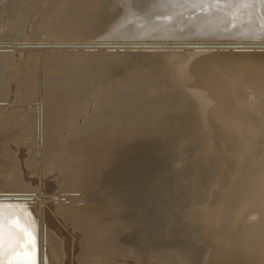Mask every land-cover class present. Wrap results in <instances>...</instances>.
Returning a JSON list of instances; mask_svg holds the SVG:
<instances>
[{
    "label": "bare ground",
    "instance_id": "6f19581e",
    "mask_svg": "<svg viewBox=\"0 0 264 264\" xmlns=\"http://www.w3.org/2000/svg\"><path fill=\"white\" fill-rule=\"evenodd\" d=\"M185 1L186 0H179V4L183 5ZM192 1L195 6L197 5L199 7L209 3L217 6L219 0ZM82 2L83 3L80 4L79 0H0V17L2 18L1 14L3 13L5 15L3 18H6V21H8L7 23H9L7 24L9 29H6L9 30V33L7 31L4 32L6 36H4V38L1 36L2 41H4L5 38H7L5 40H9L14 37L15 39L16 37L19 39L24 37L22 33L31 18L33 19V24L31 36H29V38L31 37L35 39V41L41 37H43L44 40L49 39V41H52V37H48L37 30L39 25L57 23L61 29L62 26L66 29V32L60 36V39H68V42L66 40V44L69 43L68 46L64 44L65 42H63V45L62 43L57 44L55 41L56 44L45 46L42 44L46 41L44 42L42 40L41 46L44 47L45 51H43L42 55L41 52L38 53L40 65L38 68H35L37 72L34 79L30 82L28 76L22 75L21 66L12 58V53L8 46L0 44V134L14 127H19L20 130L24 131H22L23 133L21 135L16 137L17 140L13 142L14 144H31L32 158L36 157L38 154L40 155V153L42 154V152L49 154V157L52 155L51 158H39L33 161L36 165L44 164L47 167L43 171L44 173L48 172L50 167L56 166L60 167L58 169L63 173L64 169L67 168L69 175L78 174L77 178L81 181L80 187L82 186L84 187L83 189L86 190L88 197L87 195L85 196L88 202L85 203L84 201V203L76 205L77 201H75L76 204L73 206L75 209L72 216L67 213V210L61 209L59 214L66 217L68 219H66L67 221L71 220L68 216L76 219L75 221L79 220L80 223L78 222V225L80 227H78V229H82L86 232L87 237H85L83 241V252L79 258L80 263L127 264L126 261L130 259L133 260L134 264H264V251L261 252L262 246L260 247L262 242L264 244V225L260 221L264 214V170L254 174V170L257 167L264 165V137H260V140L261 138L263 140H261L262 143L260 142L261 144L259 147L257 146V149L254 151L250 149L251 158L253 157V160L257 158L258 162L255 160L254 163L251 162L250 165H247L246 162L245 165H241L243 159L249 161V154L245 156L246 158L248 157L247 159L244 157H242V159L239 158L249 152L248 147L250 144L245 143V145H242L245 147L247 144V147L241 148L239 152V147L242 146L238 141L240 146L235 147L238 151L235 150V155L231 153V150L235 149H232V147L230 149L231 139L234 141V136L241 131L239 127L242 125L237 124L239 119H237V122L234 119L235 114L233 111L235 109H233L234 106L232 104L235 105V102H233V100L229 101V104L233 102L230 104L233 107L231 108L232 111L229 110V112L232 113L230 114L228 112L229 114H227L223 111V107L225 108V106H227H224V104L227 103V101H225L227 98L222 99L225 103L220 100V96H227L226 94L225 96L224 93L228 94L231 92L229 91L231 88L230 86L235 85L233 80L235 81L237 75L243 71V68L242 70L240 68L242 66H248L246 67L247 70L251 65L253 66L252 63H255L258 58L260 59V57L264 55H254L255 53H251L254 50L257 52L264 51V47H253L255 43L253 42L254 39L260 34L259 26L264 22V17L260 11L255 9L253 0L223 1L219 8L210 9V13L207 16H203L200 28L193 24L186 25V27H173V29H177L178 33H185L184 35H189L190 32L193 33L192 30H196V32L199 31L198 33L195 32V34L190 35L194 37V35L200 34L198 37L200 36L199 38L202 37L204 40L205 37L209 36L219 44V47L217 45V47L209 46L210 48H208L205 42L203 45H198L201 39L195 38V43L199 40L197 45L193 43L194 41L191 42L196 45L195 47L198 46L199 48L205 45L207 48L204 47L200 50H195V56H191V53H188V55H190L187 56L185 52H191L193 45L188 43V40L185 41L186 39L184 43L182 41L183 44L189 45L185 46L180 44L183 45V48L185 46V54L182 53L187 56L185 57L182 54V56H184L182 58H186V60H184L185 63L183 62L182 64L188 68L190 67L193 73L190 72L192 74L191 77H189L190 74L187 75L189 78L183 75L184 71L182 68H184V66L182 67L181 65L182 68L174 69V67H178V65L174 63L175 59H170L171 55L167 52V40L162 41L161 38L160 40L154 41L155 37L145 42L149 47L145 48L143 52L141 51L143 65L139 68L129 66L125 69V73L118 72V74H116L115 70L117 66L121 65V61L124 58L121 52L134 43L135 41L133 40L126 42V44L116 43V50L112 51L107 49L108 42L102 41L95 43L94 41L95 44H92L93 48L96 51L102 52L99 58L97 57L96 66L93 68L87 67L91 64L89 58H80V50L71 48V46L74 39H82L89 34L91 23L99 30H105L103 38L130 39L135 32H129L128 34L127 30L124 28V24L127 20L132 19L133 15L138 18L142 17L138 12L136 14L128 10L115 11L114 8L117 4L121 3V0H87L86 2L83 0ZM79 6L83 7L80 9ZM141 7L142 6H140V9ZM144 8L143 11H145ZM150 8L152 7L150 6ZM75 16L77 17L74 18ZM198 19L199 18H197V20ZM6 21L4 23H6ZM231 26H233L234 29L228 32ZM18 28H20V30ZM11 32L14 34H11ZM187 32L189 34H187ZM183 34L182 37H185ZM136 36L138 35L136 34ZM180 36H178L179 40L181 38ZM187 37L188 36L185 38ZM191 37L189 39H192ZM172 38L176 39L175 36ZM210 39H208V41ZM172 40L168 42L169 45L173 47V45H176L178 39L174 40L176 42ZM27 41L29 43V39ZM208 41L206 40V42ZM250 41L253 43H250ZM138 42L140 44L141 41ZM212 43L213 42H211L210 45ZM141 44L145 45L143 42ZM32 45L34 46V44ZM61 45L64 49L62 56L58 53L59 51L56 47ZM82 46L83 45H79V47ZM138 47V49H141V46ZM82 48L85 49V47ZM165 48L166 50L164 52ZM182 50L183 49H181V51ZM155 53L159 54V59L151 61L152 58L150 59L149 56ZM172 53V57L176 56L174 55L175 51ZM82 54L87 55V53ZM178 54L176 58L179 60L177 59V61H181L182 58H179L181 57V53ZM126 57L128 56L126 55ZM168 59L173 60L176 66L174 64H172L174 67L168 66L169 63L172 62L168 61ZM45 60H51L53 64L46 67V65H43ZM79 61L82 63V65H80V69L83 70L81 74L77 72L79 69L76 70V63ZM137 62H139V60H137ZM252 68L253 67L250 69ZM74 69L76 71H74ZM185 69L187 71L189 70L187 68H184V70ZM250 69H248V72ZM239 70H241L240 73ZM260 71H262V69ZM180 72H183V74L181 73L182 78L184 76L186 77L185 80L183 78L184 82L181 78L183 84H178L183 87H181V90H179L178 87H176L177 89L175 87L169 89L168 84L175 77L177 80ZM248 72L246 74H248ZM244 73L245 69L243 74L241 73L239 76L241 81V75H246ZM261 73L259 74L260 76L256 75V78L254 77L253 79L250 76L251 79H249V82L251 83L252 81V84L248 82L250 85L249 87H251L250 89L248 88L249 91H255L259 87H264V75H261ZM128 77H131L130 82H124L129 79ZM118 80H120V82ZM11 81L18 84L16 103L21 101L25 105L24 102H26L28 111H25L19 103L17 105L20 107L15 105L12 110L7 111L6 106ZM28 83L29 88L27 90ZM105 84H113V86L109 87L110 90L106 91L104 89ZM95 85H97V87L90 92L89 88H93ZM217 86H221V88L225 86V90L221 89L224 93H222V95L220 94V96L219 93L216 92V90L218 91ZM235 86H237L235 91H237L238 88L239 90L243 88L240 86L242 87L240 89L238 83ZM61 87L64 88V94L60 98H54L55 96H60L58 92L61 91ZM215 87L216 89L212 91ZM175 90H177V93H175ZM208 90L213 93L212 96H209L210 99L206 97V95H208ZM243 90L242 93H239L241 91L234 93H236V95L241 94L240 96L244 97L245 91H249L244 88ZM72 91H76L75 94L83 92L87 95L80 105L74 103L70 105L72 98L67 94ZM97 91L102 92V99L96 108L97 113L103 111L107 107L109 114L115 113L116 110L123 107L121 102L124 95L126 107H128L130 111L129 113L127 112V117L124 121L121 119L118 120L122 122L119 124L118 129H109L108 132L96 131L98 128L100 130L105 129L106 123L95 122V120H93L94 118L87 119L88 117L86 118L87 121H85L84 124L82 123V126L78 125L79 117L87 113L91 103L94 101ZM179 91H181V93ZM215 93L218 94V97ZM186 97H190L193 103L192 105L195 104L194 108H191L193 107L191 105L189 109L185 106L187 102H185ZM116 101H119V103H112ZM108 103H111V106H109L110 104ZM189 104H191V102ZM238 104H236L234 108H237ZM75 108L76 110L73 112ZM229 108L227 106L226 110ZM179 109L183 110L182 114H180ZM247 109L248 108H245L244 111H248ZM44 110H47V113H45L46 115L44 114ZM203 111H207V114L205 115L204 113L203 115L204 117L208 116L209 122L204 121L203 119L205 118L200 115V119L193 118L194 115L197 113L201 114L200 112ZM177 112H179V114ZM235 112V118H240L238 114L240 112L237 113L236 110ZM241 112L243 113V111ZM223 115H225V117H227L226 115L231 116L229 119L226 118L227 120H225ZM244 116L245 115H243L242 118ZM221 118L227 122L226 124L222 119L225 122L223 125L227 126L224 128L226 130L228 129L226 133H228L229 140H227L228 143L224 141V144L226 143L225 146L219 145L220 148L217 146L218 149L215 147L216 149L212 148V150L210 149L213 145L212 141L215 143V139L219 138L218 140H220L221 136L223 137V132H225L223 125L221 126V122H223ZM255 118L258 119L257 121L259 124H257L259 127L257 126L258 129H256V131L264 132V110L259 112ZM255 118L253 117V119ZM188 119L189 122L190 119L191 121L193 119V121L187 124ZM139 123H141V125H139ZM254 127L255 126L250 127L251 130ZM33 131L35 132L34 134L32 133ZM252 132L253 130L251 133ZM199 134L200 136H198ZM254 134V132L251 134V138L257 137V135L255 134V136ZM237 137H239L238 140H240L241 136L238 135L235 138ZM246 138L247 137H245V140ZM248 138L246 142H248ZM63 139H65V141ZM242 139H244V137ZM128 141L131 142V145L128 144ZM198 141H201L203 144L205 142V149L200 147L202 144L199 146L200 148L198 147V150L203 149L202 151H204V153L202 151L195 153L193 155L195 156L194 159L192 158V161L190 160L191 165L188 163L190 161L186 159L187 166V164L183 162L184 160H182L185 156L186 158L189 157L188 154L190 150L188 149L190 146L188 149L186 147L190 143L196 144ZM233 141L232 144L236 143ZM206 142H208V144ZM6 143L7 140L0 139V182L12 181L18 182V185L15 187L10 186L7 188L8 191L0 192L1 200L8 202L6 205H0V238H3L4 244L11 243L15 254H17V259L12 264H34L36 262L37 238L40 242V259L42 264L53 263L43 249L41 238L47 243L48 248L52 249L54 252L55 264H63L64 251L62 242L40 221L36 211V197L33 195L35 190L29 185L23 184L22 171L17 161L16 154L9 151L8 147L3 146ZM126 143L127 145L124 147ZM152 145L158 147L157 149L155 148L156 150L154 149L156 155L152 153L151 149L154 147ZM176 145L179 147L181 145L185 147L186 145V147L184 149L178 148L181 150L174 152L171 155L172 157H170V151L173 147H176ZM122 146L124 149L121 148ZM3 147L5 148L3 149ZM121 149L123 151L125 150L126 155L124 152L123 154L126 157L120 153L122 151ZM142 149L143 151L151 150V152L147 154L146 152L148 151H145L144 154H141ZM208 149H210V152L211 150H216L214 155L208 158L206 157L205 159L200 158L202 155H200V153H203L202 156H204L205 153H208ZM237 152H239L238 156ZM119 154L123 156L120 158L126 159V162H128V160L132 161L131 165L135 167L133 171H130L131 173L128 174L127 183L123 182L126 183L125 188L122 187L124 191L120 195H115V197L112 196L113 198H110L109 204H106L107 201L105 202V199H103L104 203L101 197L99 198L98 190L100 189L97 186H99L98 184H100L107 175L112 173L109 171L113 166L111 160ZM197 154L199 157H196ZM152 155L156 156L155 159H157L158 162L161 157H164V155L166 156L163 159L165 161V169H163L164 167L161 169L162 172H160L162 174L159 172L160 175L157 172H153V168H151L154 163L157 162L155 159L151 161ZM56 159H58L59 163L56 162ZM124 159L121 160L123 161ZM170 160H179V162L182 160L183 163H179L180 167L175 166L176 169L179 168L177 172L174 169L175 167L172 168L174 171L170 169L171 166L168 165ZM108 164L112 166H108ZM217 164L220 165L218 166ZM221 164L223 165L221 166ZM237 164L238 166H236ZM239 164L241 166L244 165L242 170L238 168ZM136 166H138L137 168L140 170V173H138ZM215 166L217 169L220 167V172L216 171V168L214 170L213 167ZM93 167H95V169ZM105 167H111L108 169L109 172ZM144 167L148 170L149 168L152 169V171L151 169L149 170L150 174H147L145 171V173L142 172L141 174V170L143 171ZM236 167L239 169L238 171H242L240 174L237 172V175H235L236 173L233 172L236 170ZM124 168L126 169V167ZM210 168L213 169L212 172L207 170H211ZM248 173L250 174L248 175ZM208 177L215 178L217 186L214 185L216 187L210 189L212 194H219L216 197H214V194L212 198L202 195L206 192L203 188V180L205 182ZM214 178H212V180ZM244 180L246 181L245 184L236 188L234 183L238 184ZM223 181H225L224 185L222 184ZM179 184L186 185L185 188L188 192L189 190H193L192 195L185 194L186 196L179 200L182 201L180 203L177 202L178 204H175L173 207L174 210L178 211L180 219H172L173 216L171 217L170 214H173V211L171 213L168 212L171 210L168 208L169 206L164 207L165 214L163 213L160 217L156 216L154 211L160 209V206L156 208L158 203H155L156 205L153 204V202L158 201H155L157 195L160 194V191L162 193L165 191L164 193L166 194L170 191H175V189H172V185ZM221 184L223 186H221ZM75 188L68 187V191ZM120 190L121 189H119V191ZM0 191H2V188H0ZM176 191H178V188ZM211 191L209 192L211 193ZM209 192L207 190L205 194ZM178 194L180 195L181 193L179 192ZM171 197H173V192ZM188 197H190L189 199L193 198L192 201L194 200V203L192 202L194 205L190 204L194 207L191 212L190 209H186L187 206L185 207L187 203L185 201L188 200ZM64 198L66 197H61V203L64 202ZM77 198L79 199V197ZM78 202H80V200ZM252 208L257 209L258 215L255 218L251 216L248 217V211ZM158 212L156 214H158ZM202 215L204 216L202 217ZM108 217L109 219H107ZM205 217L207 222L205 221ZM200 218H202V221L198 228L192 231L188 230L189 227ZM258 224L263 226L260 225L258 227ZM22 237L25 238L22 239ZM156 247L157 249L160 247V249L157 250ZM117 258H121L122 262L119 263ZM88 259L92 261H88Z\"/></svg>",
    "mask_w": 264,
    "mask_h": 264
},
{
    "label": "rangeland",
    "instance_id": "374dc122",
    "mask_svg": "<svg viewBox=\"0 0 264 264\" xmlns=\"http://www.w3.org/2000/svg\"><path fill=\"white\" fill-rule=\"evenodd\" d=\"M83 0H79V3L80 4H82L83 2H82ZM85 2L87 1V0H84ZM191 1V2H190ZM223 1H225V0H219L218 1V4H217V6H215L214 4H211V3H209V4H203V5H201V6H197V8H196V6L194 5V3H193V1L192 0H186L184 3H183V5L182 4H179V0H173V4H172V0H150V2H149V0L147 1V0H121V3L120 4H117V6L114 8V10L115 11H118V10H120V11H124V10H128L129 12H132V13H136L137 14V12H138V14L142 17V18H138V17H135L134 15H133V18L132 19H129V20H127L126 21V23L124 24V28L127 30V32H128V34H129V32H132V33H134L133 34V37L132 38H130V39H128V38H121V39H115V38H113V39H106V38H103L104 36H103V34L105 33V30H99L98 28H96V27H94L93 26V23H91V25H90V27H89V34H87V36H89V37H83L82 39H74V41H73V43H72V46H71V48H77L78 50H80V52H79V54H80V58H82V57H88L89 58V61H91V64L89 65V66H87V67H89V68H93V67H95L96 66V62H97V59L99 58V56L101 55V52H99V51H96L94 48H93V45L92 44H95L96 42L98 43V42H102V41H105V42H108V50H116V43H118V44H122V43H125L126 44V42H130V41H135L134 43H132L130 46H128V47H126V49L124 50V51H122L121 52V55L124 57L123 59H122V61H121V65H119V66H117L116 67V74H118V72H124L125 71V69H127L129 66H131V67H137V68H139L141 65H143V60H141L142 58V52H143V50H145V48H147V47H149L148 45H146L145 44V42L148 40V39H150V38H153L154 39V37H155V39H154V41L155 40H160L161 38H162V41H166V44H167V47H168V50H167V52H169V54L171 55L170 56V59L172 58L173 60H174V63H176V65H178V67L173 63V60H170V59H168V61H172L171 63H169V65L168 66H172V67H174L172 64H174L176 67H174V69L175 68H182L183 66H184V68H187V69H189L187 72L184 70V68H182L183 69V71H184V74H183V72H180L179 74L181 75V73L183 74V75H185L187 78H189V77H191V75L193 74L192 73V71L190 70L191 68L189 67H186L184 64H182L183 62L185 63V61L184 60H186V58H182V57H187V56H189L188 55V53H191V56L192 55H194L195 56V50H200L201 48H204V47H206L207 48V46H208V48H210L209 46H214V47H217V45H218V47H219V44H217L218 42H216V40H214L212 37H209V36H207V37H205V40H204V38H199L198 37V35H200V34H198V35H194V37L192 36V35H190V34H195V32H196V30H192V32L193 33H191L190 31H188V32H190V34L187 32V34H189L190 35V37L192 38V39H194V40H192V39H189L190 37H189V35H184L183 33H178V31H177V29H173V27L174 26H177V27H186V25L188 26V25H190V24H193V25H197V27L198 28H200V24H201V21H202V19H203V16H207L209 13H210V9H217V8H219L220 6H221V4L223 3ZM227 1V0H226ZM165 2V3H164ZM169 2V3H168ZM188 2H189V4H188ZM253 2H254V4H255V9H257L258 11H260L261 12V14H262V16L264 17V0H253ZM187 3V4H186ZM191 3V4H190ZM169 4H172V5H169ZM175 4V5H174ZM181 5V6H180ZM192 5H194V6H192ZM140 6H142L141 7V9H140ZM150 6L152 7V8H150ZM166 6V7H165ZM176 6V7H175ZM80 7V9L83 7V6H79ZM145 7V8H144ZM169 7V8H168ZM174 7V8H173ZM178 7V8H177ZM143 8H144V10L145 11H143ZM147 8V9H146ZM193 8V9H192ZM167 9H168V11H167ZM170 9V10H169ZM127 11V12H128ZM164 11V12H163ZM172 11H173V13H172ZM194 11V12H193ZM142 12V13H141ZM193 12V13H192ZM196 12V13H195ZM168 13V14H167ZM144 14V15H143ZM164 14V15H163ZM166 14V15H165ZM2 15V18L0 17V37L2 36L3 38H4V36H6V33H4V32H8L9 30H6L7 28L9 29V27H7L8 25L7 24H9V23H7L8 21H6V18H3L5 15L2 13L1 14ZM168 15V16H167ZM198 15V16H197ZM77 16H75L74 18H76ZM162 17V18H161ZM161 18V19H160ZM188 18H189V20H188ZM197 18H199L198 20H197ZM201 18V19H200ZM174 19V20H173ZM4 20V21H3ZM6 21V23H4ZM4 23V24H3ZM180 23V24H179ZM3 24V25H2ZM6 24V25H5ZM32 24H33V19L31 18L30 19V21L28 22V24L25 26V29H24V32L22 33V35L24 36V37H22L23 38V40H22V38H18V37H16V39H18V40H16L15 39V37L14 38H8L9 40H5V39H7V38H5L4 39V41H2V37H1V39H0V44H3L4 46H8V48L11 50V53H12V58L14 59V61L16 62V63H18V65L19 66H21L20 68H21V71H22V75L24 76V75H26V76H28L29 77V82L31 81V80H33L34 79V76H35V74H36V72L37 71H35V68L37 67H39V65H40V62H39V56H38V53L39 52H41V55H42V53H43V51H45L44 50V47L43 46H41V43H42V40L45 42V43H43L42 45H53V44H60V43H62L63 44V42H65L64 44L65 45H67L68 46V44H66L69 40L68 39H60V36L63 34V33H65L66 32V29H64L63 28V26H62V29L58 26V24L57 23H53V24H44V25H39L38 27H37V30H39L40 31V33H42V34H44V35H46V36H48V37H52V41L50 42L49 41V39H45L44 40V38L43 37H41L40 39H36V41H35V39H32L31 37L29 38V36H31V29H32ZM179 24V25H178ZM149 25V26H148ZM167 25V26H166ZM2 26V27H1ZM2 28V29H1ZM4 28V29H3ZM19 30H20V28H18ZM233 29H234V27L233 26H231V28L228 30V32H231V31H233ZM5 30V31H4ZM171 30V31H170ZM259 31H260V34L254 39V41L253 42H255L254 43V46L253 47H264V22H262L261 24H260V26H259ZM137 32V33H136ZM180 32V31H179ZM199 32V31H198ZM198 32H196V33H198ZM5 35H4V34ZM9 33V32H8ZM7 33V34H8ZM178 33V34H177ZM11 34H14V33H12L11 32ZM131 34V33H130ZM136 34L138 35V36H136ZM161 34V35H160ZM180 34H181V36H180ZM182 34H183V36H188L187 38H185V37H182ZM27 36V37H26ZM131 36H132V34H131ZM153 36V37H152ZM175 36V38L176 39H174V38H172V37H174ZM178 36H180L181 38H180V40H179V38H178ZM196 36V37H195ZM137 37V38H136ZM164 37V38H163ZM209 37V38H208ZM29 39V43H28V39ZM184 38V39H183ZM195 38H198L199 40H200V42H199V40H197L198 42V45L199 44H202L203 45V43L205 42L206 43V45L207 46H205L204 45V47H199L198 48V46L197 47H195L196 45H197V43H195V41H196V39ZM211 38V39H210ZM12 39V40H11ZM15 41H14V40ZM25 39V40H24ZM31 39V40H30ZM61 41H60V40ZM104 39V40H103ZM172 39H174V40H177L178 39V41H181V42H178L177 41V43L179 44H177L176 43V45H173V47L172 46H170L169 45V42L168 41H171ZM186 39V40H185ZM208 39H210L209 41H208ZM39 40V41H38ZM62 40H64V41H62ZM66 40H67V42H66ZM80 40V41H79ZM107 40V41H106ZM174 40H172V41H174ZM187 41L188 40V43H190L191 45H193V47L191 48L192 49V51H193V53H192V51L191 52H189V51H187V52H185V53H187V56L186 55H184L185 53H184V48H185V46H189V45H185V44H183L185 41ZM206 40L208 41V42H206ZM6 41V42H5ZM33 41V42H32ZM56 43H55V42ZM94 41H95V43H94ZM124 41V42H123ZM138 41H141L140 42V44H139V42ZM182 41H183V43H182ZM194 41V42H193ZM11 42V43H10ZM16 42V43H15ZM19 42V43H18ZM38 42H40V43H38ZM48 42H49V44H48ZM144 43L145 45H142L141 43ZM174 42H176V41H174ZM173 42V43H174ZM191 42H193V43H195V44H192ZM211 42H213L211 45H210V43ZM214 42H216V43H214ZM252 41H250V43H251ZM252 42V43H253ZM31 43V44H30ZM37 43V44H36ZM52 43V44H51ZM204 43V44H205ZM248 43V42H247ZM25 44V45H24ZM26 44H27V46H26ZM32 44H34V46L32 45ZM36 44V45H35ZM63 44V45H64ZM85 44V45H84ZM175 44V43H174ZM180 44H183V45H185L184 46V48L182 47L183 45H180ZM209 44V45H208ZM216 44V45H215ZM19 45V46H18ZM22 45V46H21ZM31 45V46H30ZM38 45H40V46H38ZM79 45H83L82 47H85V49L84 48H82V47H79ZM86 45H88V46H86ZM132 45H133V47H132ZM178 45V46H177ZM1 46V45H0ZM76 46V47H75ZM111 46V47H110ZM138 46H141V49H138L139 47ZM57 47V49H58V53L62 56V53H63V51H64V49H63V46L61 45V46H56ZM118 47V46H117ZM130 47V48H129ZM135 47V48H134ZM138 47V48H137ZM214 47H211V48H214ZM30 48V49H29ZM131 48H132V50H131ZM7 49V48H6ZM127 49H129V50H127ZM181 49H183L182 51H181ZM98 50H102V49H98ZM165 50H166V48L164 49V52H165ZM128 51H130V52H128ZM141 52V54H140V52ZM175 51V54L174 55H176V56H173L172 57V52H174ZM176 51H177V53H176ZM180 51V52H179ZM186 51V50H185ZM255 51V52H254ZM254 51H252L251 53H255L254 55H256V54H264V51H261V52H257L256 50H254ZM35 52H37V53H35ZM124 52V53H123ZM172 54H171V53ZM184 54H183V53ZM82 53H87V55H83ZM123 53V54H122ZM130 53V54H129ZM180 54V56L181 57H179V58H182V62L181 61H177V59L178 58H176L177 57V54ZM119 54V53H118ZM178 54V55H179ZM182 54L184 55V56H182ZM126 55L128 56V57H126ZM141 55V56H140ZM158 53H155L154 55L153 54H151L150 56H149V58L151 59V61H155V60H157V59H159L158 58ZM263 56V57H262ZM261 57H260V59L258 58V60H256V62L255 63H252L253 64V66L251 65V67H253L252 69H250L251 67H249V68H247V70H246V67H248V66H242L240 69L242 70V68H243V71H244V69H245V73L244 74H246L247 72H248V69H250V71H252V72H248V74H246V75H241V79H242V81L240 80V74L242 73L243 74V71L241 72V70H239V75H237V78H236V80L238 79L239 81H240V83H239V81L237 80H233V82H235L234 84L235 85H237V83H238V87H240V86H242L245 90H248L249 91V89L251 88V87H249L250 85L248 84V82H249V79H251V77H252V79L255 77L256 78V75H258V76H260L259 74L261 73V75H264V64H263V61H264V55H262ZM98 57V58H97ZM138 57V58H137ZM235 57V56H234ZM137 60H139V62H141V63H139V62H137ZM179 60V59H178ZM176 61V62H175ZM178 62V63H177ZM140 65H139V64ZM167 63V64H168ZM181 63V64H180ZM50 64H53V62L51 61V60H45L44 62H43V65H46V67L47 66H49ZM77 64V67H76V70H78L77 72H78V74H81V72L83 71V70H81L80 69V65H82V63L79 61V62H77L76 63ZM137 65V66H136ZM181 65H182V67H181ZM171 67V68H172ZM170 68V67H169ZM168 68V69H169ZM130 69V68H129ZM262 69V71H260ZM75 69H74V71H76ZM173 70V69H172ZM171 70V71H172ZM32 71V72H31ZM169 71V70H168ZM192 74H191V73ZM260 72V73H259ZM115 73V72H114ZM125 73V72H124ZM250 73V74H249ZM190 74V75H189ZM180 75H178L179 77V79L177 78V80H176V77L175 78H173V80L168 84V88L169 89H171V88H173V87H178L179 88V90H181V87H183L182 85H178V84H183V82H184V80H185V76L183 77L184 78V80H183V78H182V75H181V77H180ZM187 75H189V77L187 76ZM251 76V77H250ZM129 79L128 80H126V81H124V82H130V80H131V77H128ZM181 78H182V80H183V82L181 81ZM244 78V79H243ZM119 82H120V80H118ZM181 81V82H180ZM251 81V80H250ZM233 82H232V85H233ZM237 82V83H236ZM246 83H247V85H246ZM250 83V82H249ZM250 84H252V81H251V83ZM117 85V84H116ZM235 85H233V86H230L231 88L230 89H232V90H230L229 89V91H231L230 93H233V94H230V93H224L223 92V90H225V86H222L223 88H221V86L219 87V86H217V89H218V91L216 90V92L217 93H219V96H220V94L222 95V93H224V95L226 96V97H221L220 96V100H222V99H225V98H227L225 101H227V103H225V101H223L222 100V102H224L225 104H224V106L225 105H227L228 106V108H229V105L230 104H232L233 102H235V105L236 104H238V107L237 108H234L235 107V105L234 104H232V105H230V108L228 109V110H226V108H227V106H225V108L223 107V111H224V113L226 112L227 114H229L230 112H229V110L230 111H232L231 110V108L233 107V109H235L236 111H237V113L238 112H240V113H238L239 115H240V118H241V120H240V118L238 117V118H235L236 117V112H235V110L233 111L234 112V119H235V121L237 122V119H239L242 123H244V124H242L239 120H238V123L237 124H240V125H242L241 127H239V130H241V131H239V133L241 134H237L236 136H241V138H240V140H238L239 139V137H237V138H235L236 136H234V141L231 139V145H230V149H231V147H232V149L233 148H235V147H239L240 145L238 144V141L241 143V146L242 145H245V143H248V144H250V146L248 147V150H249V152L247 153V154H245L244 156H241V158H239V159H242V157H244V158H246L245 156L246 155H250V158L248 159L249 161H246L245 159H243L241 162V165L242 164H244L245 165V162L247 163V165L249 164L250 165V163L252 162V163H254V161L256 160H258L257 158H254V160H253V157L251 158V150L252 151H254L255 149H257L259 146H260V144L262 143L261 142V140H263L262 138L264 137V132L263 131H256V129H258V119H256L255 118V116L257 117V115L259 114V112H262L263 110H264V107H262V106H264V87L262 88H258V89H256L255 91H249V92H247V91H245L244 93V97H241L240 95L241 94H237L236 95V93H237V91H241V92H239V93H242L244 90H243V88L242 87H240V89L241 90H239V88L237 89V91H235L236 90V88H237V86H235ZM111 86H113V84L111 85V84H105V86H104V89L106 90V91H108V90H110V88L109 87H111ZM234 86H235V89H234ZM97 87V85H95L93 88H89V91L91 92L93 89H95ZM219 87V88H218ZM246 87V88H245ZM28 88H29V83H28V85H27V90H28ZM204 88H206V87H204ZM249 88V89H248ZM24 89V88H23ZM177 89V88H176ZM206 89H208V88H206ZM216 89V87L214 88V89H212V91L213 90H215ZM219 89H220V91H219ZM221 89H223V90H221ZM9 90H10V92H9V97H8V100H7V106H6V109H7V111H10V110H12L14 107H15V105L16 106H18V107H23L24 109H25V111H28V106L26 105V102H24L25 103V105L23 104V102H21V101H17L19 104H20V106L19 105H17L18 103H16V99H17V91H18V84L16 83V82H14V81H11V83H10V87H9ZM60 90L61 91H59L58 92V94H60V96H55L54 98H60L63 94H64V88L63 87H61L60 88ZM234 90V91H233ZM243 90V91H242ZM177 90H175V93H177L176 92ZM180 93H181V91H179ZM228 92V91H227ZM234 92H236V93H234ZM76 93V91H72V92H70V93H68L67 95H70V97L72 98V101L70 102V105L71 104H79L80 105V103L83 101V99L84 98H86V94H84L83 92H79L78 94H75ZM102 92H100V91H97L96 92V96H95V98H94V101L91 103V105H90V108L87 110V113H85V114H83L82 116H80L79 117V121H78V125L79 126H82L84 123H85V121H87V119H90V118H94L93 120H95V122H104V123H106V126H105V129H97L96 131H103V132H108V130L109 129H118V126H119V124L120 123H122V122H119L118 120L119 119H121V120H125L126 119V117H127V112L129 113V111L130 110H128V107H126V103H125V100H124V95H123V100H122V102H121V105H123V107H121L120 109H118V110H116L115 111V113H108V107L106 108V109H104L103 111H101V112H96V108H97V105H98V103L100 102V100L102 99L101 98V94ZM247 93H249V94H247ZM57 94V95H58ZM82 94V95H81ZM208 95H206V97L208 98V99H210V95L212 96V94L213 93H211V92H209V90H208V93H207ZM215 95H217V97H218V94H216L215 93ZM240 97H239V96ZM191 96V95H190ZM246 96H247V99H246ZM260 96V97H259ZM263 96V97H262ZM236 97H238V98H236ZM252 97H253V99H252ZM260 98V99H258V98ZM186 98H187V100H186ZM185 98V102H186V104H185V106L186 107H188V109H189V106L191 105V106H193V107H191V108H194V106H195V104L194 105H192L193 103H192V101H191V99H190V97H186ZM206 98V99H207ZM233 98V99H232ZM234 98H236V99H234ZM241 98V99H240ZM244 99V100H243ZM258 99V100H257ZM232 101L233 100V102H231L230 104H229V101ZM234 100H236L237 101V103H236V101H234ZM191 102V104H189L190 102ZM21 102V103H20ZM251 102V103H250ZM112 103H119V101H116V102H112ZM27 104H28V102H27ZM108 104H110L109 106H111V103H108ZM249 104V105H248ZM78 105V106H79ZM253 105V106H252ZM68 106V105H67ZM77 106V107H78ZM203 106V105H202ZM76 107V108H77ZM248 108L247 110L248 111H246L247 113H249V114H247L244 110H245V108ZM261 107V108H260ZM76 108L73 110V112L76 110ZM190 108V109H191ZM263 108V109H262ZM262 109V110H261ZM180 110V109H179ZM182 110V109H181ZM179 111L180 112V114H182L183 113V110L182 111ZM259 110V111H258ZM241 111H243V113H245V114H243ZM179 112H177L178 114H179ZM229 112V113H228ZM45 113H47V110H44V114ZM201 114H199V113H197L196 115H194L193 116V118H199L200 119V117H199V115L200 116H203L204 117V113H205V115L207 114V111H203V112H200ZM232 113V112H231ZM230 113V114H231ZM243 115H245L243 118H242V114ZM88 116H87V115ZM176 114V113H175ZM246 114H247V116H246ZM253 114H254V116H253ZM46 115V114H45ZM86 115V116H85ZM91 115V116H90ZM261 115V114H260ZM224 117V119L225 120H227L226 118H230V116L229 115H226L227 117H225V115H223ZM238 116V115H237ZM252 116V117H251ZM88 117V118H87ZM208 116H206V117H204L205 119H203L204 121H207V122H209V119L207 118ZM246 117V118H245ZM251 117V118H250ZM253 117L256 119H253ZM87 118V119H86ZM202 118V117H201ZM223 118H221V121H223L224 119ZM223 119V120H222ZM224 120V121H225ZM192 121H193V119H192ZM191 121V119H190V122H189V119L187 120V124H189V123H191L192 122ZM201 121H202V119H201ZM221 122V126L223 125V123H225V122ZM245 121V122H244ZM254 121V122H253ZM206 122V123H207ZM257 122V123H256ZM83 123V124H82ZM182 123H184V122H182ZM205 123V122H204ZM252 123V124H251ZM226 124H227V122H226ZM249 124V125H248ZM254 124V125H253ZM256 124V125H255ZM258 124V125H257ZM139 125H141V123H139ZM248 125V126H247ZM251 125V126H250ZM108 126H109V128H108ZM220 126V125H219ZM252 127V126H255L254 128H255V130H254V128H252V130H253V132L257 135V137H254V138H251V134L253 133H251V128L250 127ZM258 126V127H257ZM217 127V126H216ZM224 127H227L226 125H223V128ZM257 127V128H256ZM241 128V129H240ZM250 128V129H249ZM22 131H24V130H20V128L19 127H14V128H12V129H10V130H7V131H4L2 134H0V139H5V140H7V143L5 144V145H3V146H5V147H8V149H9V151H11L12 153H14V154H16V158H17V161H18V163H19V166H20V168H21V171H22V180H23V184H25V185H29L33 190H35L33 193V195H34V197H36V200H35V203H36V211H37V213H38V216H39V219H40V221L44 224V226L50 231V232H52L61 242H62V245H63V251H64V263L63 264H90V263H80V261H79V258H80V256H81V253L83 252V250H82V245H83V241H84V239H85V237H87V235H86V232L84 231V230H82V229H78V227H80L79 225H78V222L80 223V221L79 220H77V221H75L76 219H74L73 217H70V216H72V213L74 212V209L75 208H73V206H74V204H76V205H78L79 203L80 204H82V203H84V201H85V203L86 202H88V199L86 198V196L85 195H87V192H86V190H84L83 188L84 187H80V179H78L77 178V176H78V174L76 173V174H71V175H69L68 174V169L67 168H65L64 169V173H66V174H64L60 169H58V168H60V167H56V166H52V167H50L49 168V171L48 172H46V173H44L43 171L45 170V168H47L44 164H40V165H36V164H34L33 163V161L34 160H38L39 158H42V159H44V158H48L49 157V154H47V153H44V152H42V154L40 153V155L38 154L36 157H34V158H32L31 157V151H32V146H31V144H28V145H24V144H18V145H16V144H14L13 142L15 141V140H17L16 139V137L18 136V135H21L23 132ZM224 131L225 132H223L224 134H222L223 135V137L221 136V139L220 140H218V139H215V143H214V141H212V143H213V145H212V147L210 148V149H212V148H217V146H225L226 145V143L224 144V141H226L227 142V140H229V136L227 135L228 133H226V132H228V129L226 130L225 128H224ZM33 134L35 133L34 131L32 132ZM67 133V132H66ZM25 134V133H24ZM254 134V135H255ZM225 135V136H224ZM245 135V136H244ZM249 136V138H248V136ZM255 135V136H256ZM197 136V135H196ZM198 136H200V134L198 135ZM197 136V137H198ZM259 136V137H258ZM244 137V139H242ZM245 137H247L248 138V142H246L247 141V138H246V140H245ZM260 137H262L261 138V140H260ZM224 140H223V139ZM227 138V139H226ZM256 138V139H255ZM253 139H254V141H253ZM64 141H65V139H63ZM243 140V141H242ZM245 140V141H244ZM250 140V141H249ZM232 141L233 142H236V143H233L232 144ZM242 141V142H241ZM200 142V143H199ZM261 142V143H260ZM199 143V144H198ZM207 144H208V142H206ZM228 143V142H227ZM128 144L129 145H131V142L130 141H128ZM189 144V143H188ZM187 144V145H188ZM204 145L205 144V142H204V144L201 142V141H198L196 144L195 143H193V144H189L187 147H186V145H185V147L188 149V147H189V149L188 150H190V152H189V154H188V158H186V156H185V158L184 159H182V160H184L183 162H185V164H187L186 162L187 161H192V158L194 159V157L195 156H193L195 153H199V152H201L203 149H205V146L206 145H204V146H202V145ZM237 146H236V145ZM256 144H258V145H256ZM127 145V143L124 145V147ZM201 145V146H200ZM234 147H233V146ZM152 146H154V145H152ZM183 145H181L180 147L178 146V145H176V147H173L172 148V150L170 151V157H172L171 155L174 153V152H178V150H181V149H178V148H185V147H182ZM203 147V149L202 150H198V147ZM220 146H219V148H220ZM253 146V147H252ZM258 146V147H257ZM5 147H3V149L5 148ZM124 147L122 146L121 148H123L124 149ZM199 147V148H200ZM244 146H242V147H239V152L241 151L240 149L241 148H243ZM247 147V144H246V146L244 147V148H246ZM158 148V147H152V153H155V155H156V152H154L156 149ZM215 148V149H216ZM146 149V148H145ZM155 149V150H154ZM175 149V150H174ZM210 149H208L207 150V154L205 153L204 154V156H202L203 155V153H204V151H202L203 153H200V155L202 156H200V158H203V159H205L206 157L208 158V157H210V156H212V155H214V152L216 151H212L211 150V152L209 151ZM218 149V148H217ZM251 149V150H250ZM122 150V149H121ZM125 150H126V148H125ZM125 150L123 151H121L120 153H122V155L124 156V154L126 155V153H125ZM151 150H145V151H148V152H146L147 154L149 153V152H151ZM238 151V149L237 148H235V149H233V150H231V153L233 154V155H235L234 153L236 152V151ZM2 151V150H1ZM142 151V152H141ZM140 152H141V154H144V152L145 151H143V149L141 150ZM206 151V150H205ZM48 152H51V151H48ZM123 152H124V154H123ZM181 152V151H180ZM239 152H237L238 154H237V156L239 155ZM145 153V154H146ZM191 153V154H190ZM2 155V154H1ZM122 155H117V156H115V158H112V163H113V166L112 165H109L108 164V166H112V169L111 170H109L110 171V173L111 174H109V175H107L106 176V178L105 179H103V181L100 183V184H98L99 186H97V187H99V189L100 190H98L99 191V198L101 197V200L103 201V199H105V202H106V204H109V200H110V198H113V197H115V195H120L123 191H124V189L122 188V187H124L125 188V185H126V183H127V181H128V174L129 173H131L132 171H133V168L135 167L134 165H131V162L132 161H130V160H128V162H126V159H124V158H120ZM129 155V154H128ZM153 156L152 155V158H151V161L152 160H154L155 158H156V156ZM193 157H192V156ZM52 156V155H51ZM51 156L49 157V158H51ZM122 156V157H123ZM124 157H126V156H124ZM131 157H133V156H131ZM130 157V158H131ZM164 157H166L165 155H164ZM164 157H161V159H159L160 161L158 162L157 161V159H155V161H157V162H155L154 163V165L152 166V164H151V168H153V172H157L158 174H159V172L161 171V169L165 166V164H164ZM196 157H199L198 156V154H197V156ZM134 158V157H133ZM132 158V159H133ZM191 158V159H190ZM248 158V157H247ZM246 158V159H247ZM121 159H124L123 161L121 160ZM186 159H187V161H186ZM182 160H180V162H182ZM245 160V161H244ZM110 161V162H111ZM130 161V162H129ZM191 161L190 162H188L190 165H191ZM244 161V162H243ZM56 162H58L59 163V161H58V159H56ZM109 162V163H110ZM178 162V163H177ZM179 162V160L177 161H175V160H170L169 161V163H168V165H170L171 166V170H172V168H174L175 166H179L180 167V163ZM182 162V163H183ZM240 162V161H239ZM249 162V163H248ZM258 162V161H257ZM112 163H110V164H112ZM129 163H130V165H129ZM175 163V164H174ZM164 164V165H163ZM172 164V165H171ZM174 164V165H173ZM177 164H179V165H177ZM117 165V166H116ZM147 165H149V164H147ZM218 166L220 165V164H217ZM216 165V166H217ZM223 164H221V166H222ZM240 164H239V167L238 168H241V170H242V168H243V166H241ZM252 165V164H251ZM119 166V167H118ZM169 166V167H170ZM187 166H188V164H187ZM213 167L214 168V170H215V168L217 169V167ZM236 166H238V164L236 165ZM264 166V165H263ZM263 166H259V167H257L255 170H254V174H256V173H259V171H261V170H264V167ZM121 167V168H120ZM124 167H126V169L124 168ZM138 166H136V168H137ZM166 167H167V165H166ZM226 167V166H225ZM94 169H95V167H93ZM106 168V167H105ZM111 168V167H110ZM109 167H107L106 169H107V171H108V169H110ZM114 168V169H113ZM151 168H149V170L151 169ZM219 168L220 167H218V169L216 170V171H218V172H220L219 171ZM237 167L235 168L236 170H234L233 172L234 173H236L235 175H237V172H238V174H240L241 172L240 171H238L239 169H238ZM138 169V168H137ZM142 169V168H141ZM163 169H165V167L163 168ZM175 169V171L177 172L178 170H179V168H177L176 169V167L174 168ZM211 170H209V169H207L209 172H212L213 171V169L212 168H210ZM127 170V171H126ZM149 170L148 169H145V167L143 168V171L141 170V174H142V172H147V174H150L149 173ZM108 171V172H109ZM131 171V172H130ZM138 171V173H140V170L138 169L137 170ZM136 171V172H137ZM151 171H152V169H151ZM172 171H174V170H172ZM144 172V173H145ZM162 172V171H161ZM160 172V173H161ZM126 173V174H125ZM214 173V172H213ZM91 174V173H90ZM152 174V173H151ZM162 174V173H161ZM250 173H248V175H249ZM126 175H127V177H126ZM160 175V174H159ZM114 176V177H113ZM116 177H118V178H116ZM194 177H196V176H194ZM247 177V176H246ZM127 178V179H126ZM212 178H214V177H212ZM212 178L210 177H208V178H206V180H205V182H204V180H203V188L206 190V192H207V190H208V192L209 191H211V189H213L214 187H216L217 185H216V181H215V178L212 180ZM107 179V180H106ZM117 179V180H116ZM123 179H124V181H123ZM213 181H215V182H213ZM106 182V183H105ZM123 182H126V183H123ZM245 180L244 181H241V182H239L238 184H236V183H234L235 184V186H236V188L237 187H240V185L241 186H243V184H245ZM103 183V184H102ZM215 183V184H214ZM123 184H124V186H123ZM222 184L224 185L225 184V181H223L222 182ZM221 184V186H223ZM234 184H233V186H234ZM18 185V182H12V181H4V182H0V188H2V191H0V192H3V191H8L7 190V188H9L10 186L11 187H15V186H17ZM105 185V186H104ZM214 185H216V186H214ZM107 186V187H106ZM234 186V187H235ZM68 187L70 188V187H77V188H75V189H71V190H69L68 191ZM105 187V188H104ZM120 187V188H119ZM186 185H181V184H179V185H172V189H175V191H170V192H168L167 194L166 193H162L161 191H160V194H158L157 195V198H156V200L155 201H157V202H153V204H155V203H158L157 204V206H156V208H158L159 206H160V209H157V211H156V213L158 212V210H159V212H158V214H156L155 213V211H154V214L156 215V216H159L160 217V215H163V213H164V207H168L169 209H171V210H169L168 208V212L169 213H171L172 211H173V214H170L171 215V217H172V219H175V220H177V218H179L180 217V215H179V213H178V211H176V210H174V205L175 204H178V203H180L181 201H179L182 197H185L186 195L185 194H189V195H192L193 194V190H189V192L186 190ZM213 187V188H212ZM104 188V189H103ZM110 188H112V189H110ZM114 188V189H113ZM116 188V189H115ZM178 188V191H176V189ZM211 188V189H210ZM83 189V190H82ZM119 189H121L120 191H119ZM180 189V190H179ZM81 190V191H80ZM106 190V191H105ZM109 190V191H108ZM80 191V192H79ZM112 193H111V192ZM118 191V192H117ZM183 191V192H182ZM103 192V193H102ZM114 192V193H113ZM172 192H173V197H171L172 196ZM181 193L180 195L178 194V193ZM206 192H204V194H202L203 196H207V197H213V194H212V191H211V193L209 192V193H207V194H205ZM110 193V194H109ZM116 193V194H115ZM170 193V194H169ZM176 193V194H175ZM183 193H184V196H183ZM77 194V195H76ZM81 194H82V196H85V197H82L81 196ZM212 196H211V195ZM166 195V196H165ZM174 195H176V196H174ZM182 195V196H181ZM210 195V196H209ZM215 196L214 197H216V196H218L216 193L214 194ZM76 196V197H75ZM109 196V197H108ZM113 196V197H112ZM161 196H163V197H165V198H163V197H161ZM181 196V197H180ZM61 197H66V198H64V202L63 203H61ZM77 197H79V199L77 198ZM82 197V198H81ZM87 197H88V195H87ZM86 198V199H85ZM162 198V199H161ZM190 197H188V200L187 201H185V202H187L186 204H185V207H186V209L188 210V209H190V212H191V210H192V208H194L192 205H190V204H193L194 203V200L192 201V199H189ZM83 199V200H82ZM173 199V200H172ZM80 200V202H78ZM83 202H82V201ZM87 200V201H86ZM160 200V201H159ZM18 201V200H17ZM75 201H77L76 203H75ZM97 201V200H96ZM191 201V202H190ZM104 202V201H103ZM104 202V203H105ZM175 202V203H174ZM178 202V203H177ZM193 202V203H192ZM162 205H161V204ZM164 204V205H163ZM156 205V204H155ZM172 205V206H171ZM194 205V204H193ZM155 208V207H154ZM155 208V209H156ZM162 208V209H161ZM173 208V209H172ZM60 209L61 210H67L68 212L67 213H69V215L70 216H68L71 220H69V221H67L68 219L66 218V217H64L63 215H61V214H59V212H61L60 211ZM162 210V211H161ZM161 212H162V214H161ZM248 217L249 216H251L252 218H255L258 214H257V209L256 208H252L251 210H249L248 211ZM165 214V213H164ZM67 216V215H66ZM178 216V217H177ZM204 215H202V217H203ZM158 217V218H159ZM162 217V216H161ZM67 219V220H66ZM107 219H109V217L107 218ZM180 219V218H179ZM201 221H202V218H200V219H197L196 220V222L195 223H193L190 227H189V229L188 230H190V231H192V230H195L196 228H198V226L201 224ZM205 221L207 222V219H206V217H205ZM261 223H263V225H264V214L262 215V217H261ZM261 224H258V227L260 226ZM263 225H261V226H263ZM237 226V225H236ZM264 227V226H263ZM252 232V231H251ZM264 233V232H263ZM41 240H42V244H43V249L46 251V253H47V255H48V257L50 258V261L53 263V264H55V255H54V252L52 251V249H50V248H48V246H47V243L43 240V238H41ZM263 248H262V247ZM260 247H261V249H262V251L261 252H263L264 251V244H263V242H262V245H260ZM259 248V247H258ZM156 249H157V247H156ZM158 249H160V247L158 248ZM157 249V250H158ZM260 249V248H259ZM260 249V250H261ZM17 254H15V252H14V248H13V246H12V244L10 243H7V244H4L3 243V238H0V264H12L13 262H15L16 261V259H17ZM93 260H95V259H93ZM97 260V259H96ZM117 260H118V262L119 263H121L122 262V260H121V258H117ZM88 261H92V260H89L88 259ZM126 263L127 264H134V262H133V260H130V259H128L127 261H126Z\"/></svg>",
    "mask_w": 264,
    "mask_h": 264
},
{
    "label": "water",
    "instance_id": "95a60500",
    "mask_svg": "<svg viewBox=\"0 0 264 264\" xmlns=\"http://www.w3.org/2000/svg\"><path fill=\"white\" fill-rule=\"evenodd\" d=\"M8 202H5L4 200H1L0 198V205H6ZM37 257H36V262L34 264H42V261L40 259V245H39V239L37 238Z\"/></svg>",
    "mask_w": 264,
    "mask_h": 264
},
{
    "label": "snow or ice",
    "instance_id": "6c2138e0",
    "mask_svg": "<svg viewBox=\"0 0 264 264\" xmlns=\"http://www.w3.org/2000/svg\"><path fill=\"white\" fill-rule=\"evenodd\" d=\"M25 237H22V239H24Z\"/></svg>",
    "mask_w": 264,
    "mask_h": 264
}]
</instances>
